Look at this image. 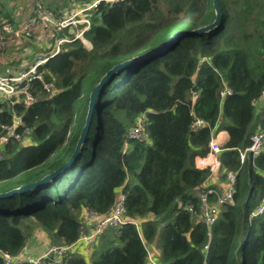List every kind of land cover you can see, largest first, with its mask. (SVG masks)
<instances>
[{
  "label": "trees",
  "instance_id": "1",
  "mask_svg": "<svg viewBox=\"0 0 264 264\" xmlns=\"http://www.w3.org/2000/svg\"><path fill=\"white\" fill-rule=\"evenodd\" d=\"M41 1L57 10L72 4ZM178 1L184 9L173 7L164 15L162 3ZM15 2L0 0V22L17 27L21 16L15 14ZM217 3L219 23L199 34L189 30L213 20L211 0L101 4L83 33L91 47L66 33L70 41L40 67L44 80L54 83L50 93L34 81L32 105H11L0 98V123H9L13 111L30 130L28 143L10 140L0 145L1 194L39 180L68 159L89 92L108 69L152 51L171 34L185 32L105 82L78 156L66 170L0 199V252L21 251L31 235L29 222L39 227L48 244H72L82 213L105 215L122 194L123 218L137 221L139 229L130 222L107 228L90 252L67 251L60 264H151L146 249L156 264H264V211L252 216L264 193V146L253 160L248 156L239 161V151L250 144L264 118V99L253 104L264 89V0ZM186 16L185 25L169 34ZM27 40L29 47L37 46L34 53L44 52L34 37ZM14 45L0 53V72L33 62L34 53L23 64L11 56ZM224 86L231 95L220 96ZM141 115L146 139H128ZM195 119L205 125L191 129ZM224 130L228 139L217 160L225 177L236 173L233 204L221 206L208 239L205 225L196 220L197 193L210 188L204 184L212 171L196 167L195 158L205 155L209 141ZM208 198L213 202L216 195Z\"/></svg>",
  "mask_w": 264,
  "mask_h": 264
},
{
  "label": "built area",
  "instance_id": "2",
  "mask_svg": "<svg viewBox=\"0 0 264 264\" xmlns=\"http://www.w3.org/2000/svg\"><path fill=\"white\" fill-rule=\"evenodd\" d=\"M27 5V15L22 24L14 27L8 22H0V53L8 46L17 45L23 39L30 37L36 38L38 45L44 52L37 53L33 62L26 66L13 69L6 67L0 72V98L7 100L11 105L21 103L25 107L33 104L35 96L32 94V85L34 81L41 83V89L45 93H50L54 89V83L44 80V70L40 67L47 61V59L56 54L63 43L69 42L68 34L77 30L73 38L84 39V31L88 30L90 26V15L96 11L101 4H113L121 0H71L70 7L53 10L44 5L41 0H19ZM56 30L63 32L64 37L59 39L56 44L54 42ZM68 33V34H66ZM88 43V41H87ZM23 64V63H22ZM231 90L224 86L220 92V96L231 95ZM264 99V89L261 92L260 99L253 102L254 105H259L260 101ZM144 117L141 115L137 118L136 124L132 127L128 134V139L145 140L146 137L142 130ZM205 125L201 119H195L191 124V129L195 130L198 127ZM29 128L26 126L22 116L12 111L9 123H0V145L7 144L10 140H16L26 144L29 141ZM124 146H127L125 142ZM264 146V118L261 125L250 136V144L239 151V161L243 163L248 156L253 160L263 149ZM209 150L203 155L215 157L221 149L217 140L213 137L208 143ZM216 166H219L216 157ZM236 173H226L225 187L222 191H216L212 188L200 189L197 193L199 199L198 213L196 220L203 223L207 229L208 239L210 236V227L216 222L220 208L225 204H233L234 183ZM205 188V186H204ZM214 193L216 195L215 201L211 202L208 194ZM124 196L120 194L105 215H100L92 210H85L82 213L80 232L74 243L69 245H51L47 244L36 255H27L29 248L27 241L21 251L16 255L0 252L3 259V264H60L67 251L82 250L86 245L94 242V240L104 232L107 228H116L124 223L130 222L135 225L138 230L137 221H128L123 218ZM187 210L194 213L192 205H188ZM264 211V193L261 203L256 207L252 216L260 215ZM83 222V224H82ZM82 227L84 228L82 230ZM207 248V243L204 249ZM148 262L156 264L150 251L146 249ZM83 254V253H82Z\"/></svg>",
  "mask_w": 264,
  "mask_h": 264
},
{
  "label": "water",
  "instance_id": "3",
  "mask_svg": "<svg viewBox=\"0 0 264 264\" xmlns=\"http://www.w3.org/2000/svg\"><path fill=\"white\" fill-rule=\"evenodd\" d=\"M212 4H213V10H214V18L213 20L208 24L205 25L203 27L194 29L192 31H190V33L192 34H199L205 31H209L211 30L213 27L217 26V24L220 21L221 18V10L218 6L217 0H211ZM188 16H186L185 18H183L180 22H178V24H176L177 26L180 25L183 21H185L187 19ZM185 34L184 31L180 32V33H176L174 35H172L170 38H168L167 40H165L162 44H160L158 47L154 48L152 51H149L147 53L144 54H140V55H136L130 58H127L123 61H120L116 64H114L110 69H108L98 80V82L92 87V89L89 92L88 95V103H87V110L85 113V117H84V122L83 125L80 129V132L78 134V137L76 139L75 145L73 147V150L71 152V154L69 155L68 159L59 167H57L54 171H52L51 173L43 176L42 178H40L37 181H34L32 183L29 184H24L22 186H20L19 188H17L16 190H9L5 193H1L0 194V199H6L11 197L12 194L14 193H18L21 190H25V189H31V188H35L39 185L44 184L45 182H47L48 180L52 179L54 176L58 175L59 173H61L62 171L66 170L77 158L78 153H79V148L80 145L82 144L86 133H87V129L91 120V116L93 114L94 111V107H95V101H96V97L98 95V93L100 92V90L104 87L105 82L113 75L115 74L117 71H123L124 69H126L129 66H132L138 62H140L141 60H143L146 56H148L149 54H152L154 51H157L159 49H165L167 48L171 42L174 39H179L181 36H183ZM64 34L62 31L60 30H56V36H55V44L56 42L63 38Z\"/></svg>",
  "mask_w": 264,
  "mask_h": 264
},
{
  "label": "crops",
  "instance_id": "4",
  "mask_svg": "<svg viewBox=\"0 0 264 264\" xmlns=\"http://www.w3.org/2000/svg\"><path fill=\"white\" fill-rule=\"evenodd\" d=\"M64 8H68V7L66 6ZM64 8H62V9H64ZM53 10H55V9H53ZM26 15H27V11H24L19 16H22V19H23ZM28 45L29 44L25 41L24 44L21 46L25 50L17 49L15 54H12V52L10 53L11 56H14L16 58L17 54H21V55L23 54L24 60H20V59L19 60H20L21 63H25L27 57L32 55L34 53L33 51L37 48V46H35L36 48H34V47L32 48L31 46L29 47ZM28 47H29L30 50L28 49ZM39 49H42V48H39ZM10 51H15L14 47L11 48ZM31 52H32V54H31ZM37 53H40V51H38ZM34 54H36V53H34ZM214 138L217 140L218 144L221 146L222 144H224L227 141L228 134H227V132L225 130L224 131H220V132H218L215 135ZM217 155L218 154H216L215 157H213V156H205V157L202 156V157H199L198 156V157L195 158V166L198 167V168L209 167L210 170L212 171V174L206 180L204 186L205 187H210V188H212V189H214L216 191H222L223 186L225 187L226 179H225L224 173L219 170L218 166H216V157H217ZM41 235L42 236H40V235L37 236V238L39 239V242H38V240H37V242H35V241L33 242L34 239L33 238L31 239V245H30L29 251L27 252V255H36L38 253V252L37 253L34 252V249H35L34 248L35 247L34 243H37L38 245H40L39 247L43 246L42 243H44L45 235H44V233H41ZM46 243H48V242H46ZM82 253H84V251H82Z\"/></svg>",
  "mask_w": 264,
  "mask_h": 264
},
{
  "label": "rangeland",
  "instance_id": "5",
  "mask_svg": "<svg viewBox=\"0 0 264 264\" xmlns=\"http://www.w3.org/2000/svg\"><path fill=\"white\" fill-rule=\"evenodd\" d=\"M16 4H15V14L16 15H20L22 12H24V11H27V5L23 2V1H19V0H16V2H15ZM44 4V3H43ZM44 5H46V4H44ZM173 7H177V8H179L180 10H183L184 9V6H183V3H182V1H178V2H171V3H169V2H166V3H162V5H161V7H160V9L164 12V15H167V11H169V10H171ZM183 12L182 11H180L179 12V14H182ZM26 17V16H25ZM25 17L22 19V16H21V18H20V21H19V24H22V22H23V20H25ZM165 24H167V21H166V23ZM185 25V23H182L181 25H179L178 27H183ZM168 26V25H167ZM167 26H165V28L167 27ZM178 27H174V29H176V28H178ZM174 29H170L169 30V34H170V32H172ZM191 30V29H190ZM190 30H189V32H190ZM77 30H75V31H73V32H71L73 35L75 34V32H76ZM76 33H78L79 34V31H77ZM171 35H173V34H171ZM170 35V36H171ZM168 38H170V37H168ZM77 39H79L84 45H85V47L87 48V49H89L91 46H90V44H89V42L87 43V41H85V40H81L82 38H80V36L77 38ZM85 39V38H84ZM24 40H21L20 41V43H18L17 45H14L13 47H14V49H15V51H12V54H15L16 53V50L17 49H21V50H25V49H23L21 46L24 44ZM28 49H29V47H28ZM30 50V49H29ZM31 54H32V52H31ZM24 60V58H23V54L21 55V54H17L16 55V60ZM89 90V83L85 86V92H87ZM30 224H31V226H32V230H31V235H30V237L28 238V240H27V247L28 248H30V245H31V239L33 238L34 240H33V242L35 241V242H37V240H38V242H39V239L37 238V236L38 235H40V236H42L41 235V230L39 229V227H37V226H35L34 224H32V222H29ZM82 224H83V222H82ZM84 228L82 227V230H83ZM47 242V240L45 239L44 240V243H42L43 244V246L42 247H39L40 245H38L37 243H34L35 244V249H34V252H39L40 250H42L43 248H44V246H46L48 243H46ZM33 245V244H32ZM93 244L91 243V244H89V245H86V247H84L83 249H81L82 251H84V253H88V252H90L91 250H92V248H93V246H92ZM155 250V249H154ZM156 251V253H154L153 255L155 256V258L158 256V253H157V250H155ZM151 255H152V253H151Z\"/></svg>",
  "mask_w": 264,
  "mask_h": 264
},
{
  "label": "flooded vegetation",
  "instance_id": "6",
  "mask_svg": "<svg viewBox=\"0 0 264 264\" xmlns=\"http://www.w3.org/2000/svg\"><path fill=\"white\" fill-rule=\"evenodd\" d=\"M181 28V26L180 27H178V28H176V29H174L173 30V32H176V30H178V29H180ZM173 29V28H172ZM197 29V28H196ZM192 30H194V29H191L190 31H192Z\"/></svg>",
  "mask_w": 264,
  "mask_h": 264
},
{
  "label": "bare ground",
  "instance_id": "7",
  "mask_svg": "<svg viewBox=\"0 0 264 264\" xmlns=\"http://www.w3.org/2000/svg\"><path fill=\"white\" fill-rule=\"evenodd\" d=\"M17 189V188H16ZM15 188L13 190H16Z\"/></svg>",
  "mask_w": 264,
  "mask_h": 264
}]
</instances>
